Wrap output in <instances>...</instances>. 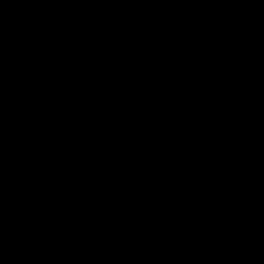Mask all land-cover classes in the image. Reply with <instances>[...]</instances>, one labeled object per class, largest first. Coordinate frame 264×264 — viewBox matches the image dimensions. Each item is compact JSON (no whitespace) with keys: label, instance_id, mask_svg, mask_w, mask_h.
<instances>
[{"label":"water","instance_id":"water-1","mask_svg":"<svg viewBox=\"0 0 264 264\" xmlns=\"http://www.w3.org/2000/svg\"><path fill=\"white\" fill-rule=\"evenodd\" d=\"M0 264H264V0H0Z\"/></svg>","mask_w":264,"mask_h":264}]
</instances>
